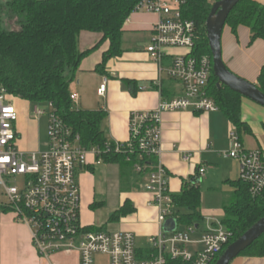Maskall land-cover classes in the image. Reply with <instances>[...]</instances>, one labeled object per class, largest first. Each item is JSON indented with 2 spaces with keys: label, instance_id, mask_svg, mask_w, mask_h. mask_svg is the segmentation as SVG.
Wrapping results in <instances>:
<instances>
[{
  "label": "built area",
  "instance_id": "obj_1",
  "mask_svg": "<svg viewBox=\"0 0 264 264\" xmlns=\"http://www.w3.org/2000/svg\"><path fill=\"white\" fill-rule=\"evenodd\" d=\"M185 4V0H142L135 8L134 13L153 14L159 18L146 49L154 61L161 63L169 50L185 52L174 55L168 70L169 77L182 85L184 96L161 101L154 110L134 112L126 143L109 142L103 150L98 147L89 150L82 136L58 114L55 105L48 102V113L35 108L37 116L49 118L47 149L36 153L20 152L16 147L17 98L0 85V221L3 215L11 213L18 222L25 224L35 248L44 258L50 259L61 252H78L80 264H94L97 255L107 256L110 264H216L229 246L232 235L223 225L202 231L198 226L182 223L162 162L165 113L220 110L207 91L214 76L212 57L194 55L197 27L183 17ZM106 90L104 83L99 95L105 96ZM71 101L79 108L78 94H72ZM231 139L232 149L223 155L239 162L240 180L250 187L253 196H257L264 190V150L246 151L236 130L231 133ZM90 152L97 157L98 165L104 162V155L112 152L124 155L139 152L140 159L145 156L155 160L153 165H135L137 173L148 175L146 191L151 196L148 205L156 209L160 226V233L149 239L148 249L140 250L131 232L89 231L82 224L78 170L88 166ZM205 171L204 168L199 170L197 180ZM19 177L24 178L22 188L14 185ZM171 220L176 221L177 227L166 233L164 225Z\"/></svg>",
  "mask_w": 264,
  "mask_h": 264
},
{
  "label": "crops",
  "instance_id": "obj_2",
  "mask_svg": "<svg viewBox=\"0 0 264 264\" xmlns=\"http://www.w3.org/2000/svg\"><path fill=\"white\" fill-rule=\"evenodd\" d=\"M255 1L264 5V0ZM158 22L156 15L133 13L123 28V54L109 60L104 72H98L104 55L110 49V41H104L82 61L74 80L77 83L73 92L71 87L74 82L70 86L71 95L79 96V109L103 111L106 114L101 129L111 142H128L130 121L134 112L154 110L161 101L184 96L182 85L169 77L168 70L173 64L174 55L185 52L169 50L168 55L158 63L146 51L151 44L154 26ZM102 39V34L83 32L79 39V49L81 52L92 50ZM221 49L223 62L230 72L251 84H258L264 67V40L253 42L250 28L240 26L234 31L226 24L222 33ZM104 83L107 84L106 94L100 96L99 90ZM15 106L19 114L16 144L21 142L22 147L28 148L22 143L23 134H33V125L25 115L24 102L16 99ZM241 111L243 122L250 128L249 132L239 133L220 110L214 113L186 110L163 115L162 162L169 175L170 193L176 196L185 186H191L193 180L197 179L199 170L204 168L205 174L197 180L201 190V202L205 190H208L209 201H205L204 206L214 220L217 215L221 216V225L226 215V203L235 197L236 190L232 183L240 181L239 162L223 155L232 149L231 133L237 131L246 151L264 150V107L243 97ZM87 148L90 150L93 147ZM28 150L30 151L24 153L40 152L39 148L34 147ZM88 162V166L78 170L82 224L86 228L93 227L103 232H111L110 224L119 225V231L131 232L136 236L140 250L148 249L149 239L160 233V226L157 223L156 209L148 205L151 196L146 191L147 173L139 174L135 167L134 170L128 169L124 173L120 165L106 162L98 165L97 157L92 152L88 156ZM105 167L108 168V172H104L105 178L120 179L126 190L123 202L116 212L127 201L132 203L135 212L118 222H112L110 218L115 212L107 221L96 224L97 221L90 217V212L101 210L104 203H97L95 200V174L98 169ZM142 186H145L144 194H132L139 192ZM129 194L132 195L128 196ZM94 204L102 205L94 210ZM201 216L203 218L202 213ZM142 218L147 221L145 225L137 222ZM214 226L217 225H208L204 230ZM0 255L1 264H80L78 252H61L50 259L41 256L33 244L29 228L18 222L11 213L3 215L0 221ZM231 264H264V258L239 256Z\"/></svg>",
  "mask_w": 264,
  "mask_h": 264
},
{
  "label": "trees",
  "instance_id": "obj_3",
  "mask_svg": "<svg viewBox=\"0 0 264 264\" xmlns=\"http://www.w3.org/2000/svg\"><path fill=\"white\" fill-rule=\"evenodd\" d=\"M142 0H0V85L11 96L31 103L52 102L58 114L82 136L86 147L105 149L109 141L101 129L106 118L103 111L75 108L71 101L70 86L75 80L82 61L104 42L110 49L104 55L98 72H104L109 60L123 54L122 37L126 21ZM219 1V0H217ZM216 1V2H217ZM183 17L196 24L198 40L194 55L211 56L206 22L214 3L210 0H185ZM215 2V3H216ZM227 24L234 31L240 26L251 29L252 41L264 40V5L255 0H241L229 15ZM83 32L102 34V41L92 50L81 52L79 39ZM211 77L208 95L220 111L235 125L237 131L249 132L242 120L243 97L226 87L217 86ZM257 88L264 94V67ZM135 91V90H134ZM133 91V93H134ZM140 153L132 155L112 152L103 156L106 163L133 169L137 163L153 165V158ZM130 157V161H128ZM235 197L225 206L224 228L231 233V245L264 217V190L253 196L250 187L240 180L232 183ZM182 223L188 226L203 219L199 211L201 190L193 180L191 186L174 196ZM102 204H94L96 210ZM135 212L127 201L110 221ZM89 231H102L87 228ZM240 256L264 258V235Z\"/></svg>",
  "mask_w": 264,
  "mask_h": 264
},
{
  "label": "rangeland",
  "instance_id": "obj_4",
  "mask_svg": "<svg viewBox=\"0 0 264 264\" xmlns=\"http://www.w3.org/2000/svg\"><path fill=\"white\" fill-rule=\"evenodd\" d=\"M212 3H215L216 0H210ZM77 81H75L71 87V91H74V87L76 85ZM24 102V110L25 115L29 117L30 122H32L33 125V134L24 135L23 134V140L22 143L26 145L28 148L22 147L21 142L19 144H16L17 150L20 152H27L30 151L28 149L30 148H39L40 152H44L50 142V135H49V118L48 116H37L35 114V108H38L40 110H43L48 113V103H31L28 101H24L20 99V102ZM17 103V101H16ZM29 122V123H30ZM28 123V124H29ZM18 124V122H17ZM16 124V125H17ZM27 149V150H25ZM29 153V152H28ZM108 172V168H102L98 169V171L95 174V187H96V193H95V200L97 203H104V207L101 210H98L97 212L93 213L90 212V217L97 221L96 224H99V221H107L121 206L124 196L126 195V190L124 185L120 182V179H116L114 177L112 178H105V173ZM78 182L80 184V178L78 177ZM14 185L18 188H22L24 185V178L19 177L16 181H14ZM137 195L139 193L144 194L145 193V186H142L141 190L139 192H132V194ZM205 195L203 196V200L201 202V208L199 209L200 213L203 214V219H199L194 222V226H200L201 230H204L206 226L216 224L218 227L221 226V216L217 215L216 220H214L213 215H210V213L205 208V201L206 203L209 201V191L205 190ZM129 194L128 196L132 195ZM137 221V219L135 220ZM141 225H145L147 223L146 220L143 218L141 220L138 219L137 221ZM121 227V226H120ZM185 227L183 226V229ZM221 228V227H220ZM109 230L111 232L119 231V225L116 224H110ZM197 233L195 236H193L194 239L198 238ZM142 242V241H141ZM94 264H110L109 258L107 256L103 255H97L94 258Z\"/></svg>",
  "mask_w": 264,
  "mask_h": 264
},
{
  "label": "water",
  "instance_id": "obj_5",
  "mask_svg": "<svg viewBox=\"0 0 264 264\" xmlns=\"http://www.w3.org/2000/svg\"><path fill=\"white\" fill-rule=\"evenodd\" d=\"M241 0H219L214 3L206 22L207 39L213 61L214 76L218 79L217 86H223L232 92L247 98L264 107V94L256 85L234 75L226 67L222 58L221 39L224 27L231 12ZM177 223L174 220L164 225V231H175ZM264 235V217L254 224L238 240L229 245L216 264H231L243 252L249 249L259 238Z\"/></svg>",
  "mask_w": 264,
  "mask_h": 264
}]
</instances>
